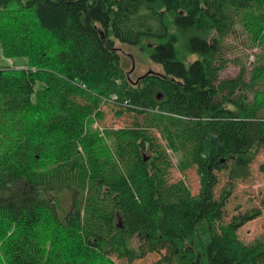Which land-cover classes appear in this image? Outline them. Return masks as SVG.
<instances>
[{
  "label": "trees",
  "instance_id": "16d2710c",
  "mask_svg": "<svg viewBox=\"0 0 264 264\" xmlns=\"http://www.w3.org/2000/svg\"><path fill=\"white\" fill-rule=\"evenodd\" d=\"M239 24L261 54L223 77ZM116 40L161 72L132 81ZM0 43L27 59L0 67V264H264L238 235L261 210L226 214L264 150V0H0ZM106 106L136 118L94 126Z\"/></svg>",
  "mask_w": 264,
  "mask_h": 264
},
{
  "label": "rangeland",
  "instance_id": "374dc122",
  "mask_svg": "<svg viewBox=\"0 0 264 264\" xmlns=\"http://www.w3.org/2000/svg\"><path fill=\"white\" fill-rule=\"evenodd\" d=\"M248 32L239 24L234 34L227 40L226 56L231 60L222 73L223 77H233L239 71V67L247 62L250 67L255 61L257 55L261 51L258 47L246 46L251 40L248 37ZM117 48L123 69L129 74L132 81L147 72H161V67L153 63L148 55L149 46L144 42L140 46H130L118 42H114ZM185 58L189 61L194 59V55L183 53ZM251 62V65H250ZM26 67L27 59L25 57H7L3 54L0 43V67ZM103 118L100 122H95L99 127L112 126L120 127L130 125L135 120L136 116L133 113H124L122 115H115L111 106L103 108ZM171 166L168 170L170 181L182 179L189 187L193 194L198 193L200 188V179L195 168H189L184 172L179 171L178 162L180 161V154L178 152H169ZM264 162V150H261L254 158L250 166L251 174L244 180H237L236 186L230 196L228 197L226 205L227 219L232 215L250 210L251 208H259L261 213L245 223L238 230L240 239L244 242H250L264 234V172L259 170V165ZM226 183L222 173H219V183L216 187L215 194L219 195L222 186ZM59 204L63 209H68L70 204V193L65 191L60 195ZM118 221V219H117ZM133 244H138L137 239L134 238ZM161 254L151 252L146 254L143 258L136 259L132 264H157ZM122 264V263H121Z\"/></svg>",
  "mask_w": 264,
  "mask_h": 264
},
{
  "label": "water",
  "instance_id": "95a60500",
  "mask_svg": "<svg viewBox=\"0 0 264 264\" xmlns=\"http://www.w3.org/2000/svg\"><path fill=\"white\" fill-rule=\"evenodd\" d=\"M158 98H161V95L160 94L158 95Z\"/></svg>",
  "mask_w": 264,
  "mask_h": 264
}]
</instances>
